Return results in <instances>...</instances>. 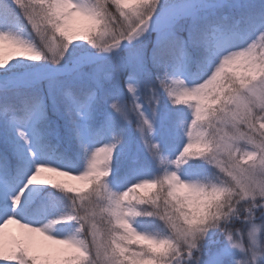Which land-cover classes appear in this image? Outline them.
<instances>
[{"label": "snow or ice", "instance_id": "snow-or-ice-1", "mask_svg": "<svg viewBox=\"0 0 264 264\" xmlns=\"http://www.w3.org/2000/svg\"><path fill=\"white\" fill-rule=\"evenodd\" d=\"M0 264H264V0H0Z\"/></svg>", "mask_w": 264, "mask_h": 264}]
</instances>
